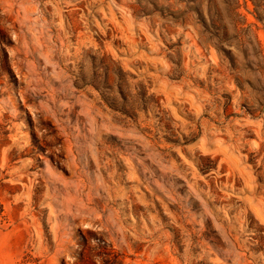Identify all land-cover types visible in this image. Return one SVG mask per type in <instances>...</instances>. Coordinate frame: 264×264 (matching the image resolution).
I'll return each mask as SVG.
<instances>
[{
    "label": "rangeland",
    "instance_id": "obj_1",
    "mask_svg": "<svg viewBox=\"0 0 264 264\" xmlns=\"http://www.w3.org/2000/svg\"><path fill=\"white\" fill-rule=\"evenodd\" d=\"M0 264H264V0H0Z\"/></svg>",
    "mask_w": 264,
    "mask_h": 264
}]
</instances>
